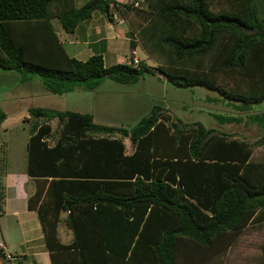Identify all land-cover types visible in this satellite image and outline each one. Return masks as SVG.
<instances>
[{
	"label": "trees",
	"instance_id": "1",
	"mask_svg": "<svg viewBox=\"0 0 264 264\" xmlns=\"http://www.w3.org/2000/svg\"><path fill=\"white\" fill-rule=\"evenodd\" d=\"M132 3L121 6L129 10ZM116 5L0 0V69L22 82L37 76L52 94L159 73L178 88L216 92L241 112L264 102V0H145L143 24L132 32L155 66L141 59L135 68L106 67L99 54L70 57L51 20L72 34L94 12L111 20ZM6 117L0 107V124ZM55 119L58 136L50 144ZM22 122L31 123L27 176L35 185L27 204L37 213L51 264H203L229 250L247 227L264 223V159L252 161V147L264 148V134L252 144L184 123L159 106L129 130L96 125L90 114L44 108L29 109ZM2 199L0 189V214ZM62 213L73 235L68 244L58 238Z\"/></svg>",
	"mask_w": 264,
	"mask_h": 264
},
{
	"label": "rangeland",
	"instance_id": "2",
	"mask_svg": "<svg viewBox=\"0 0 264 264\" xmlns=\"http://www.w3.org/2000/svg\"><path fill=\"white\" fill-rule=\"evenodd\" d=\"M87 1L75 0V3L77 7H80ZM133 1L119 0V6H115L117 9L112 7V14H116L121 20L127 19L132 29L137 30L143 24L141 10L146 9V6L143 5L145 0L134 7L140 10L134 8L127 10L121 6L131 4ZM262 12L264 13V9ZM51 22L65 51L70 53V49L79 47V40L76 42L75 34L65 33L57 19H52ZM128 40L129 42L137 41L136 51L148 66L156 65L154 59L148 58L141 48L136 31L132 36H128ZM111 62L108 61L106 64H111ZM0 97L5 100L1 107L7 114L6 125L0 127V168L2 173L7 169L24 172L22 168H24L26 151L23 146L29 135L31 123H23L21 118L27 117L28 110L31 108L90 114L96 125L129 130L135 127L142 117L148 115L152 107L159 106L164 113L184 123L199 122L205 128L226 132V134L244 139L252 144L264 134V116L261 115L264 113V102L249 105L245 112H241L242 109L238 107V103L227 101L216 92L200 87L178 88L166 82L159 73L145 74L138 82L131 84H119L111 79H105L93 91L88 90L84 84H78L69 93L52 94L46 90L41 79L37 76H31L30 80L22 82L19 74L0 69ZM253 114L261 115L257 118V122L250 119V115ZM217 115L233 116L236 120L232 124H221ZM50 124L53 131L48 141L52 144L58 136L59 124L56 119ZM118 136L116 135V137ZM123 142L126 154H130L133 151L130 140L125 138ZM263 159V146L252 147V161L258 162ZM65 218V213H62L59 231L63 242H67V238L64 236V231L67 232L64 228ZM0 241H2L1 237ZM263 247L264 223L253 224L240 233L235 244L229 250L209 258L203 264H262ZM16 250V248L10 247V253L13 255L17 253Z\"/></svg>",
	"mask_w": 264,
	"mask_h": 264
},
{
	"label": "crops",
	"instance_id": "3",
	"mask_svg": "<svg viewBox=\"0 0 264 264\" xmlns=\"http://www.w3.org/2000/svg\"><path fill=\"white\" fill-rule=\"evenodd\" d=\"M119 19L121 18L119 17ZM123 19L121 24H116L112 18L107 20L99 12H94L90 19L81 22L72 33L75 34L76 42L79 40V47L70 49L71 54L68 51L66 53L79 61H86L92 55L99 54L103 57L106 67L117 63L124 64L131 49L128 36L133 29L127 19ZM108 61H112L111 64H106ZM3 103L5 100L0 97V107L3 106ZM6 120L7 117L0 127L6 125ZM28 139L29 135L23 146L26 151L24 168H22L24 172L7 169L2 173L0 168V189L3 195L2 213L0 214V237L2 238L0 244L10 255L14 256L13 259H7L6 254L2 251L0 264H51L37 213L34 210H29L27 204L28 198L35 191L34 181L27 176ZM59 224L57 227L59 240L64 244L70 243L73 239L71 231L64 225L67 232L63 231L67 242H63ZM11 246L17 249V253L14 255L10 253Z\"/></svg>",
	"mask_w": 264,
	"mask_h": 264
},
{
	"label": "built area",
	"instance_id": "4",
	"mask_svg": "<svg viewBox=\"0 0 264 264\" xmlns=\"http://www.w3.org/2000/svg\"><path fill=\"white\" fill-rule=\"evenodd\" d=\"M144 0H136V1H133L132 5L133 7H137L138 4H141L143 3ZM112 19L113 21L116 23V24H121L123 21L121 19H119V17L116 15V14H113L112 16ZM135 44H137V41H133ZM137 50V45H135L134 48H131L130 51H129V55L128 57L126 58L124 64H126L127 66H131L133 68L137 67L139 65V63L141 62V58L138 54V52L136 51ZM0 248L4 249V252L6 254V257L8 259H13L10 254L7 252V250L0 244Z\"/></svg>",
	"mask_w": 264,
	"mask_h": 264
}]
</instances>
